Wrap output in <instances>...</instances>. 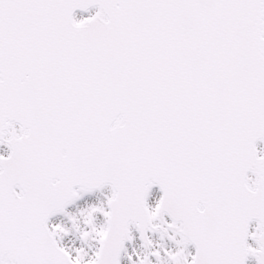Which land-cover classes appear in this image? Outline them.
I'll list each match as a JSON object with an SVG mask.
<instances>
[{"label": "snow or ice", "instance_id": "1", "mask_svg": "<svg viewBox=\"0 0 264 264\" xmlns=\"http://www.w3.org/2000/svg\"><path fill=\"white\" fill-rule=\"evenodd\" d=\"M0 264H264V0H0Z\"/></svg>", "mask_w": 264, "mask_h": 264}, {"label": "bare ground", "instance_id": "2", "mask_svg": "<svg viewBox=\"0 0 264 264\" xmlns=\"http://www.w3.org/2000/svg\"><path fill=\"white\" fill-rule=\"evenodd\" d=\"M89 202H94L95 201V197H89V198H86ZM83 203V202H81ZM53 222H57L56 218L53 219Z\"/></svg>", "mask_w": 264, "mask_h": 264}]
</instances>
